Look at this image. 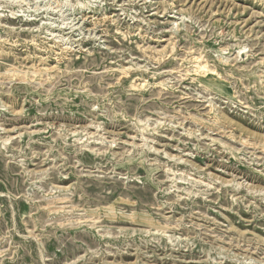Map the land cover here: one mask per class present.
Returning <instances> with one entry per match:
<instances>
[{
    "label": "rangeland",
    "instance_id": "rangeland-1",
    "mask_svg": "<svg viewBox=\"0 0 264 264\" xmlns=\"http://www.w3.org/2000/svg\"><path fill=\"white\" fill-rule=\"evenodd\" d=\"M0 264H264V0H0Z\"/></svg>",
    "mask_w": 264,
    "mask_h": 264
},
{
    "label": "bare ground",
    "instance_id": "bare-ground-1",
    "mask_svg": "<svg viewBox=\"0 0 264 264\" xmlns=\"http://www.w3.org/2000/svg\"><path fill=\"white\" fill-rule=\"evenodd\" d=\"M105 14V13H104ZM30 21H32L33 19H29ZM27 21V20H25ZM50 31V30H49ZM134 33V32H133ZM57 35H55L56 37ZM42 47V46H41ZM164 50V49H163ZM163 58V57H162ZM193 69L195 71H204V72H208L210 74H213V75H219V73H217V71L215 69H212L210 67V65L208 64L207 61H204L202 58H197L194 62H193V65H192ZM130 73V72H129ZM221 76V75H220ZM137 78V77H136ZM137 80V79H136ZM144 84V82H143ZM150 84V83H149ZM161 86V85H160ZM208 87V86H207ZM167 88V87H166ZM165 88V89H166ZM218 123V122H217ZM7 143V142H6ZM92 152H96L95 149L92 150ZM68 195H64V196H56V197H53L51 200H49L47 202V204L45 205V209H47L48 212H58V213H61L65 206H63V204H66V203H72L73 202V199L68 201ZM61 204V206H60ZM115 203L106 207V212H111L113 215V217L115 216L116 214V209L115 208ZM69 207L71 208L70 210L76 208L75 207V204H71L69 205Z\"/></svg>",
    "mask_w": 264,
    "mask_h": 264
}]
</instances>
